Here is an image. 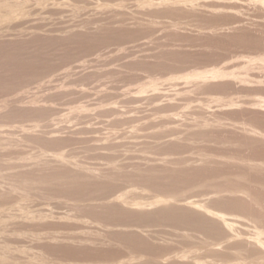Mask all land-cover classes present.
<instances>
[{"label":"rangeland","instance_id":"374dc122","mask_svg":"<svg viewBox=\"0 0 264 264\" xmlns=\"http://www.w3.org/2000/svg\"><path fill=\"white\" fill-rule=\"evenodd\" d=\"M263 226L264 0H0V264H264Z\"/></svg>","mask_w":264,"mask_h":264},{"label":"bare ground","instance_id":"6f19581e","mask_svg":"<svg viewBox=\"0 0 264 264\" xmlns=\"http://www.w3.org/2000/svg\"><path fill=\"white\" fill-rule=\"evenodd\" d=\"M212 214H213V213H212ZM256 226H257V225H256ZM261 226H262V225H261ZM263 227H264V226H263ZM232 228H233V226H232ZM252 229H253V230L255 229V228H253V225H252ZM258 230H259V231L262 230V233H263V229L260 228V229H258ZM254 231H255V230H254ZM256 232H257V231H256ZM260 232H261V231H260ZM257 233H259V232H257ZM259 234H260V233H259ZM262 235H263V234H262ZM257 237H258V236H257ZM259 237H260V236H259ZM262 238H264V236H262ZM254 239H255V237H254ZM257 239H259V238H257ZM251 240H252V238H251ZM251 240H250V241H251ZM250 241H249V242H250ZM253 241H254V240H253ZM259 241H260V240H259ZM254 242H255V241H254ZM254 242H252V243H254ZM256 242H258V240H257ZM263 242H264V241H263ZM259 243H261V242H259ZM260 259H261V258H260ZM261 260H262V259H261Z\"/></svg>","mask_w":264,"mask_h":264}]
</instances>
